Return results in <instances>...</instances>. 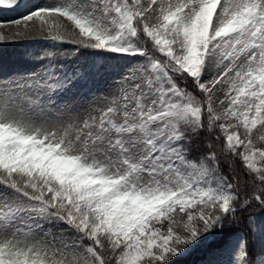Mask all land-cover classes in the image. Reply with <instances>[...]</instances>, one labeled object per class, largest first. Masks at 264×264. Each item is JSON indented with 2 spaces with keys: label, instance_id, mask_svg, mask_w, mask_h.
Listing matches in <instances>:
<instances>
[{
  "label": "snow or ice",
  "instance_id": "6c2138e0",
  "mask_svg": "<svg viewBox=\"0 0 264 264\" xmlns=\"http://www.w3.org/2000/svg\"><path fill=\"white\" fill-rule=\"evenodd\" d=\"M12 26L73 48L0 76V264H264V0H50Z\"/></svg>",
  "mask_w": 264,
  "mask_h": 264
},
{
  "label": "rangeland",
  "instance_id": "374dc122",
  "mask_svg": "<svg viewBox=\"0 0 264 264\" xmlns=\"http://www.w3.org/2000/svg\"><path fill=\"white\" fill-rule=\"evenodd\" d=\"M49 2L50 0H21L20 7L14 10H0V22L19 19L37 5H46ZM0 31H15V28L12 26L10 29L4 28L0 29ZM72 48V45L57 47L37 34H30L28 37L14 42H2L0 43V76L7 77L12 73L23 72L36 67V58L43 56L45 52L69 51ZM87 58L86 50H84V55H79L78 57H61V59L67 61L78 59L81 63H84ZM98 87L105 88V85L101 83ZM219 259L226 260L227 258L222 257Z\"/></svg>",
  "mask_w": 264,
  "mask_h": 264
},
{
  "label": "trees",
  "instance_id": "16d2710c",
  "mask_svg": "<svg viewBox=\"0 0 264 264\" xmlns=\"http://www.w3.org/2000/svg\"><path fill=\"white\" fill-rule=\"evenodd\" d=\"M50 43H53L54 45H56L57 47H60L61 45H58L52 41L49 40ZM223 166V165H222ZM253 211L256 215H259V210L255 208V205L253 206V209L251 210ZM249 242L250 244L253 243V237L251 235H249ZM257 246H258V241L256 242ZM202 259H204V257L199 253H194L190 256H186V257H182L180 258V260L177 261V264H189V263H193V264H198L201 263Z\"/></svg>",
  "mask_w": 264,
  "mask_h": 264
}]
</instances>
